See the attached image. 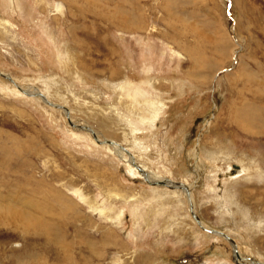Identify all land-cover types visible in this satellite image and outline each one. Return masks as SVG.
<instances>
[{
	"label": "rangeland",
	"instance_id": "374dc122",
	"mask_svg": "<svg viewBox=\"0 0 264 264\" xmlns=\"http://www.w3.org/2000/svg\"><path fill=\"white\" fill-rule=\"evenodd\" d=\"M168 180L264 263V0H0V264H237Z\"/></svg>",
	"mask_w": 264,
	"mask_h": 264
},
{
	"label": "water",
	"instance_id": "95a60500",
	"mask_svg": "<svg viewBox=\"0 0 264 264\" xmlns=\"http://www.w3.org/2000/svg\"><path fill=\"white\" fill-rule=\"evenodd\" d=\"M39 96H41V98L46 102V103H48V104H50L49 103V101L47 100V98L43 95V94H39ZM51 105V104H50ZM69 114V113H68ZM73 125V124H72ZM96 137V136H95ZM97 140V139H96ZM97 142H99L98 140H97ZM128 152V151H127ZM237 167V166H236ZM238 168V167H237ZM138 170L140 171V173L145 177L146 175H145V171H143L142 170V168H138ZM147 182H149V180L146 178L145 179ZM168 182L169 183H166V182H155L154 183V185H159V186H166V187H168V188H174V187H176V186H179L182 190H185V192H186V194H188V198H189V200H190V203H191V210H192V215H193V217L195 218V220L197 221V223L200 225V227L203 229V230H205L206 232H209V233H212V234H217V235H219V236H223L224 238H226L228 241H230L231 242V244H232V247H233V250L234 251H237V245L235 244V241L234 240H232L231 238H229L227 235H225L224 233H222V232H220V231H217V230H213V229H210V228H207V227H205L203 224H202V221L200 220V218L197 216V214H196V212H195V207H194V203H193V200H192V198H191V189H189V187L187 186V185H185V184H175L176 186H173L172 187V184H171V182H170V180H168ZM149 183H151V182H149ZM236 254H237V256H238V253L236 252ZM238 259H239V257H238ZM236 262H238L237 260H236ZM264 264V263H263Z\"/></svg>",
	"mask_w": 264,
	"mask_h": 264
},
{
	"label": "bare ground",
	"instance_id": "6f19581e",
	"mask_svg": "<svg viewBox=\"0 0 264 264\" xmlns=\"http://www.w3.org/2000/svg\"><path fill=\"white\" fill-rule=\"evenodd\" d=\"M14 84H15V83H14ZM16 86H18V85H16ZM67 114H68V113H67ZM244 127H245V126H244ZM78 128H79V127H78ZM246 130H247V132L249 133V130H248V129H246ZM244 131H245V129H244ZM93 134H94V133H93ZM120 149H121V148H120ZM121 150H123V149H121ZM118 152H119V151H118ZM120 156H121V155H120ZM129 163H132V161H129ZM134 166L137 167V166H136V162H134ZM138 168H139V167H138ZM143 171H144V170H143ZM145 175H146L145 178H148L146 172H145ZM163 181H164V180H163ZM163 181H156V182L159 183V182H163ZM166 181H167V180H166ZM154 183H155V182H154ZM168 183H169V182H168ZM171 184H172V187H173V186H176L173 182H171ZM191 198H192V200H193V203H195L192 194H191ZM202 224L205 225V224L203 223V221H202ZM235 244L237 245L236 242H235ZM237 247H238V246H237ZM234 252H235V257L237 258V261L240 260L241 256L239 257V255H240V254H239V250L234 251ZM236 252L238 253V256H237ZM238 257H239V259H238ZM241 260H242V259H241ZM237 264H239V263L237 262ZM251 264H263V263H258V262H253V261H252Z\"/></svg>",
	"mask_w": 264,
	"mask_h": 264
}]
</instances>
